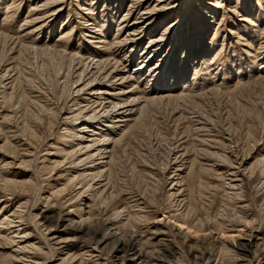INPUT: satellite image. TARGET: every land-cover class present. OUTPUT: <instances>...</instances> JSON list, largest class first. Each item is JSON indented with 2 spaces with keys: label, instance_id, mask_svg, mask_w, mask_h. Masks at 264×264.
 <instances>
[{
  "label": "rangeland",
  "instance_id": "obj_1",
  "mask_svg": "<svg viewBox=\"0 0 264 264\" xmlns=\"http://www.w3.org/2000/svg\"><path fill=\"white\" fill-rule=\"evenodd\" d=\"M190 1L186 10L189 0H165L158 17L143 15L148 0H64L52 8H41L50 0H0V222L8 219L0 224V264H264V0H210L219 3L213 7ZM122 19L141 22L144 34L118 46L127 33L117 32ZM176 22L177 32L175 26L157 50ZM31 42L70 48L63 57L29 50ZM78 51L116 57L119 69L134 75L125 84L103 82L106 96L136 84L166 97L133 109L125 127L132 133L115 150L108 190L76 200L90 186L73 180L78 170L70 153L78 151L83 120L72 119V83L64 77ZM163 51L154 78L150 69L136 75L145 57ZM187 86L190 93L182 91ZM105 120L101 125L113 124ZM233 167L243 175L234 188ZM174 181L186 189L182 208L169 196ZM90 204L100 211L91 220ZM109 220L139 240L122 244L120 232L104 239L109 232L101 225ZM17 230L29 245L18 256L10 242Z\"/></svg>",
  "mask_w": 264,
  "mask_h": 264
},
{
  "label": "bare ground",
  "instance_id": "obj_2",
  "mask_svg": "<svg viewBox=\"0 0 264 264\" xmlns=\"http://www.w3.org/2000/svg\"><path fill=\"white\" fill-rule=\"evenodd\" d=\"M134 1L139 3L142 0H134ZM148 1H149V6H151V9H148V11L145 10L147 12L143 13V15L144 14L148 15V16L149 15H158V17H161L163 14V10L167 9V8H165V3H166L165 0H148ZM209 1H207V3H206L208 6L213 7V6L219 5V3H217L216 1H210V2ZM62 3H64V0H50V3H46V5H42L41 8H46L48 6V4H51L50 6H48V8H52V7L58 6ZM189 5H190V7H187V5H186V8H187L186 10H188V9L191 10V6H193L194 3L189 0ZM175 6H177V5L172 6V8H175ZM132 8H133V6H132ZM85 9L88 10L87 8H85ZM115 9H114V11H115ZM42 10H45V9H33L32 12H39ZM200 10L202 13H204V16L207 15L205 8L200 7ZM55 11H57V10H55ZM88 11H91V10L89 9ZM233 11L234 10H232L230 12L233 13ZM60 15H61V12H60ZM60 15H58V16H60ZM128 16H129V14L126 15L127 18H128ZM244 19L242 18V20H244ZM153 20L154 19H152L151 21H153ZM181 20L182 19H179V22ZM245 20H247V19H245ZM252 22H253L252 26H257V21L253 20ZM124 23H125V25L122 26V24H124ZM88 24H90V22ZM95 24L97 25V23H95ZM141 24L142 23L138 22V21H134L133 23L129 24L128 19H122L121 24L119 25L117 32L120 33V32L127 31V33H125V36L122 40H120L119 42H116L117 44H119L118 46L126 44L127 42L135 41L140 36H142L144 34V31H142V29H141ZM149 24H151V23H149ZM92 25H94V24H92ZM183 25H184V23H182L180 26H183ZM149 26H151V25H149ZM175 26L176 27L178 26V22H176L175 25L170 24V26L162 32V37L159 40L157 39L159 42V47L157 48V50H160L161 45L166 43L167 35L171 34V32H172L171 30L175 29L176 28ZM177 29H178V27L176 28L175 33L177 32ZM96 31L101 32V29L98 30V28H96ZM122 34H124V33H122ZM173 35L175 36L177 34H173ZM252 39L255 40L254 38H252ZM157 40H155V41H157ZM251 41H248L250 46L252 43ZM58 43H60V41H58ZM31 44H33V45H31V47H28L29 50H34L35 52L40 51V52L56 53V54L61 55L63 57H65V55L68 52V49L70 48L68 43L60 44L58 46H55L54 48L53 47L50 48L48 46H46L44 48H38V47H36V45H37L36 43L31 42ZM15 46H16V44H15ZM15 46H14V48H15ZM23 46L25 48L27 45H23ZM14 48H12V49H14ZM171 49H169V53L171 52ZM108 51L109 50H107V52ZM109 52H110L109 55H112V56L114 55V50L111 49ZM163 53H164V51L160 55H157L156 52H152L147 57H145L143 62L140 63L139 66H137V68H135L134 72L137 73L136 75L137 76L138 75L144 76V73H147L148 70L150 69L148 77L154 78L155 75L153 72L155 70H157L158 68H156V67L159 66V63H157L155 61ZM95 54H97V53H95ZM105 54H107V53L105 52ZM79 55H80V52L78 51V52L72 54V56L69 58L71 60V63L75 64V65H73L74 67H72V66L70 67L68 74L66 75V77H64L65 78L64 79L65 84L67 86H69L72 83L69 87L70 94L68 96V100L70 102H72L73 106H74L73 107L74 108V111H73L74 116L72 115L73 116L72 119L76 120V121H80V120L82 121L83 120L82 124L80 125V127L78 129L77 136H75L76 137L75 140L76 141L79 140V142L77 144L78 145V149H77L78 151L74 150V152L73 151L70 152V153H72V155H74L72 157L73 160H75L73 163L76 165L74 167V169L78 170V172L76 173L77 175L74 176L73 180L78 181L79 184H82V183H89L90 184V186L88 188H85V191L83 188V191L78 193V195H77L78 198L76 200H78L81 197V195L84 194V192L85 193L90 192L91 197L95 195V198H96L97 195H99V194L102 195L104 192H106L108 190V186H109L108 180L111 179L112 169L115 165L116 158H117V154H115V150H116L117 146L126 137L131 135L129 133L132 131V128L126 129L125 127H126L127 122L132 120L131 118L133 117V115H132L133 109H135L139 105L140 106L142 105L140 107V110L143 111L146 107L151 105L153 102H155V101L159 102L161 100H165V97H166V96L163 97V95H161L162 91H160V93H155L156 89L152 90L153 93H151V92L145 93L144 90H142V91L138 90L137 91V89H139V87H137L136 84L134 85V89L131 91H127L125 93L122 90H118L116 93L108 94V96H106L107 91H108L107 89L109 88V85L107 84L108 86L102 87L101 85L103 84V82H105V83L111 82V81H113V78H114V80L119 81L120 84H125V83L129 82L130 80H133L134 75L133 74L127 75L126 71H125V69H126L125 67L123 68V70L119 69V66L123 67V64L121 63L120 60L116 59V57H114V58H108V57L103 58L106 55L103 56L102 54L101 55L97 54V56H95L94 54H92V56H91L92 58L91 57L86 58L85 55H82V56H79ZM109 55H107V56H109ZM98 56H101L102 58L101 57L99 58ZM140 59H142V58H140ZM144 62H147L145 64V66H143ZM170 63H171V61H170ZM161 69H163V68H161ZM155 73H156V71H155ZM137 79L139 80V78H137ZM13 81H14V79H13ZM7 84L8 83H6L4 85H7ZM190 88H191L190 86L184 87V90H182V91L185 93H188V92L190 93L191 92ZM167 90H168V88H167ZM126 94H130V95L126 96ZM152 94H155V95H152ZM156 94H160L161 96L156 95ZM184 96H186V95H184ZM126 113H128V115H125ZM107 118L108 119L110 118V121L113 124L111 125V124L105 123L107 125H101V123L105 122L106 121L105 119H107ZM106 122H108V121H106ZM91 125L94 127H91ZM99 126H101V127H99ZM105 126L113 127L114 130L113 129L111 130L110 128H109L110 130H108V129L104 130V128H102V127H105ZM85 131H86V133H84ZM87 132H89V133L92 132L91 136H87ZM70 153H68V154H70ZM244 164H245V162L241 161L240 166L244 167ZM221 170H222V168H221ZM260 173H261V170H260ZM262 174H264V166H263ZM178 176H179L178 178H181V175H178ZM242 176L243 175H241L240 169H238V171H237V169L233 167V169L231 170V173L229 175L230 178H228V182H229L228 185L230 187H233V188L238 186V183L242 181ZM260 176H262V178H263V175H260ZM104 181H107L106 184H104ZM172 185L173 186L169 190V193L171 195L169 194V196H171V198L175 202L179 203V205L182 208L183 203L184 204H185V202L187 203V197L184 195V191H186V189L182 187L183 183L181 181H178V182L174 181L172 183ZM77 206L79 208L78 213L82 214V212L84 210L83 206L81 204H78ZM88 209H89L88 210V212H89L88 219L89 220L93 219L92 217H95V215H97V213L99 214V212H100V211L99 212L93 211L91 208V204L88 207ZM114 210H118V208L116 207ZM184 210L185 209H183V211ZM188 211H189V208H188ZM121 215H122V213L119 212V210H118V214L116 215V218H119L120 224H122L124 222V221H122L123 217L121 218ZM80 218H82V217L80 216ZM241 220L245 221L246 219L241 218ZM114 221L115 220H109L107 222L103 221L101 226H103L105 228V230L109 232L108 234L104 235V239H106V237L107 238H112V237L116 238L118 232H120L122 237H119V241L122 244L125 242V240H126L125 238H127V237L129 238L128 242H130V243H134L137 240H139L138 239L139 236L137 234H133V232H132V233H130V235L127 236L126 232L119 230V227L115 228L114 227V225H115ZM7 222H8V219H6V221L1 220L0 224H6L7 225L8 224ZM0 226H4V225H0ZM111 227L114 229L112 230ZM0 228L2 229L3 227H0ZM12 228H14V227L8 226L5 229L9 232L10 230H12ZM20 232L21 231L17 230L18 234L15 237L10 238L11 244L16 249L13 252L14 254H16V256H18L17 254L23 255V253H24V252H22L23 248L29 247V245L26 244L27 241L24 240L26 237L22 236V234ZM31 250H33V249H31ZM240 250H242L245 253V249H240ZM66 260H67V258L63 259L64 262ZM240 262H243V261L240 260Z\"/></svg>",
  "mask_w": 264,
  "mask_h": 264
}]
</instances>
